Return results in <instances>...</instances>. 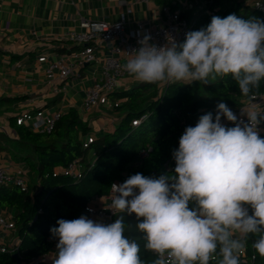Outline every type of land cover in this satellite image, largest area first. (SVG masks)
<instances>
[{"label": "clouds", "instance_id": "1", "mask_svg": "<svg viewBox=\"0 0 264 264\" xmlns=\"http://www.w3.org/2000/svg\"><path fill=\"white\" fill-rule=\"evenodd\" d=\"M151 40L144 34L124 64L138 82L208 84L231 77L251 101L264 81V20L258 17L213 16L182 43ZM241 115L247 120L219 102L215 114L185 128L172 153L174 171L136 173L112 184L107 210L135 215L154 259H141L139 243L124 235L123 216L104 223L81 215L50 229L58 241L52 264H241L249 240L264 258V109L252 106Z\"/></svg>", "mask_w": 264, "mask_h": 264}, {"label": "trees", "instance_id": "2", "mask_svg": "<svg viewBox=\"0 0 264 264\" xmlns=\"http://www.w3.org/2000/svg\"><path fill=\"white\" fill-rule=\"evenodd\" d=\"M179 2L188 5L184 7ZM155 3L178 10L180 20L188 23L190 31L207 27L212 17L205 11L221 18L235 14L244 19L264 20V10L255 8L257 3L264 7V0H155ZM201 4H205L203 10L199 9ZM255 96H264V81ZM109 98L119 103L113 110L123 116L112 133L97 136L87 148H83V142L90 136V128L74 109L61 115L49 134L16 126L15 119L11 120L16 143L29 152L22 160L38 184L33 195L29 187L21 191L13 184L0 186V210H14L13 233L19 241V264H31L32 260L46 256L54 244L50 229L58 227L57 221L78 218L93 199L107 196L112 184H121L136 173L159 177L171 172L167 166L185 128L195 126L207 112L214 114L219 102L238 109L249 99L240 94L231 77L210 79L208 84L140 83L129 90L114 92ZM142 117L146 119L138 127L131 126ZM141 151L146 156L141 157ZM90 152L95 156L94 162L88 158ZM73 163L79 166L80 179L55 172ZM39 209L41 214L37 213ZM145 243L146 240L139 243L140 256L150 262L155 257L145 249ZM251 243L249 240L241 264H264V258L251 248ZM0 264H16V260L10 254H0Z\"/></svg>", "mask_w": 264, "mask_h": 264}, {"label": "crops", "instance_id": "3", "mask_svg": "<svg viewBox=\"0 0 264 264\" xmlns=\"http://www.w3.org/2000/svg\"><path fill=\"white\" fill-rule=\"evenodd\" d=\"M185 3L182 2L181 6L186 7L188 4ZM82 20L110 24L123 22L126 35L132 36L151 32L164 24L166 18L155 1L0 0V138H6L19 151L9 155L0 151V167L10 177L23 176L27 187L31 173L22 159L29 152L21 150L16 143L11 120L25 113L43 111L46 116H52L74 109L88 124L90 135L96 138L112 133L123 116L108 107L83 110L84 98L89 89L100 81L112 45L95 48V61L83 64L79 54L84 47L68 39L69 35L82 32L79 27ZM42 57L46 62H38ZM58 60L72 68V74L65 80H61L57 72H53L52 79L47 78L48 63ZM126 61L121 60L123 67ZM140 83L127 73L117 82L115 92L129 90ZM256 108L264 109V96ZM239 109L231 108L236 115ZM222 123L229 127L232 125L224 118ZM31 126V122H26L25 127L32 130ZM14 157L21 162L14 163ZM88 158L95 161L91 152ZM32 178L35 180L34 176ZM35 186L38 188L37 183ZM88 207L106 208L107 201L105 197H97ZM0 213L13 220L14 210H0ZM3 238L7 243L17 239L14 233L2 235ZM57 242L53 238V247L46 255L50 262L55 258Z\"/></svg>", "mask_w": 264, "mask_h": 264}, {"label": "built area", "instance_id": "4", "mask_svg": "<svg viewBox=\"0 0 264 264\" xmlns=\"http://www.w3.org/2000/svg\"><path fill=\"white\" fill-rule=\"evenodd\" d=\"M140 2H149L155 0H138ZM180 3V2H179ZM182 4V3H180ZM205 4H201L199 7L200 10H203ZM158 7V6H157ZM255 8L258 11H263L264 7L261 3L255 4ZM160 12L166 18L164 24L157 26L150 34L152 37L151 43L156 44L157 46H164L168 43V39L171 37L175 39L177 43H182L185 40L186 33L191 30L188 26V23L184 20H180L179 11L171 10L169 6L160 7ZM207 16L213 17L214 12L205 11ZM82 30L81 33L71 34L68 36L70 42L76 43L84 47L79 54L83 64H91L95 61V48L112 45L110 48V55L104 62L103 72L101 79L96 83L92 88L87 92L84 101H83V110L90 111L98 107H108L114 109L118 106V102H112L109 98V95L114 93L117 87V82L124 77L127 72L124 70V67L121 65V60L130 58L129 53L134 49L140 47L138 41L142 39L143 35L146 34H135L132 36H127L124 29L123 22L116 23H106L103 21H86L82 20L79 25ZM38 62H46L45 58H39ZM72 68L65 64L64 61L58 60L48 63L46 70L47 78L52 79L53 72H57L61 80L69 78L72 74ZM162 86H167L171 84L170 82H160ZM160 85V84H159ZM263 96H255L251 101L248 99L242 107H240L237 112V117L239 119L247 120L246 116L241 115L242 109H249L252 106H259L262 103ZM60 114H54L52 116H46L43 111H37L35 113L29 114L25 113L15 119L16 126H25L26 122H31L32 126L30 127L33 131L37 133H46L49 134L56 123L60 118ZM146 117H142L140 120L133 121L131 126L136 128L138 127ZM231 126H234L233 124ZM230 126V127H231ZM260 135L264 136V122L259 125ZM95 138L93 136H88L83 142V148H87L88 145L92 144V141ZM150 150H148L149 152ZM141 157L146 156L145 151L140 152ZM170 171L169 165L167 166ZM56 173H63L65 176L72 177L73 179H80L81 173L79 171V166L75 163L68 166L65 170H56ZM13 184L25 191L27 184L23 179V176H8L4 169L0 167V186ZM112 186V185H111ZM115 193L112 191L111 187L105 199L107 201V207L101 209H93L91 207H86L81 212L80 215L88 216L90 219H99L106 223H112L115 220L117 214H114L112 211L107 210L108 206L111 203L112 197ZM92 209V211H88ZM38 214H41V209L38 210ZM14 223L13 220H9L0 213V254H10L11 256L15 255L20 259V253L18 250L19 241L18 239L10 240L9 243L5 242V239L2 240V235L13 234ZM243 258V255L241 256ZM52 262L47 259L46 256H43L39 259H34L31 264H40Z\"/></svg>", "mask_w": 264, "mask_h": 264}, {"label": "water", "instance_id": "5", "mask_svg": "<svg viewBox=\"0 0 264 264\" xmlns=\"http://www.w3.org/2000/svg\"><path fill=\"white\" fill-rule=\"evenodd\" d=\"M169 167H170L171 172L174 171V168H175L174 159L171 161ZM119 216H123L124 223L126 224V229H125L124 235L127 238H129L130 240H135L138 243L145 241L144 234L139 232L137 227H136L139 221H137L134 214L133 215H127L125 213H121V214L117 215L115 217V219L119 218ZM12 258L16 260V264L20 263L17 256L13 255Z\"/></svg>", "mask_w": 264, "mask_h": 264}, {"label": "rangeland", "instance_id": "6", "mask_svg": "<svg viewBox=\"0 0 264 264\" xmlns=\"http://www.w3.org/2000/svg\"><path fill=\"white\" fill-rule=\"evenodd\" d=\"M193 2V1H192ZM191 2V3H192ZM188 3H190V2H188ZM190 3V4H191ZM0 151H4L6 154H10V152H13V153H17V152H19L18 150H17V148H15V146H13L12 145V143H9L8 142V140L6 139V138H0ZM13 161H14V163H17V164H19V158H17V157H14L13 158ZM21 162V161H20ZM32 176L33 175H29L28 176V186H29V189H30V192H31V195H33L34 193H35V191H37V186H35L36 185V179L34 180L33 178H32Z\"/></svg>", "mask_w": 264, "mask_h": 264}]
</instances>
